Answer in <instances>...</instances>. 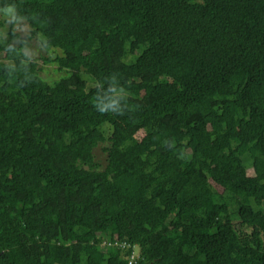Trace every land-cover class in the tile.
I'll return each instance as SVG.
<instances>
[{
  "label": "trees",
  "instance_id": "1",
  "mask_svg": "<svg viewBox=\"0 0 264 264\" xmlns=\"http://www.w3.org/2000/svg\"><path fill=\"white\" fill-rule=\"evenodd\" d=\"M8 10L0 264H264V0ZM17 20L61 55L30 58Z\"/></svg>",
  "mask_w": 264,
  "mask_h": 264
},
{
  "label": "rangeland",
  "instance_id": "2",
  "mask_svg": "<svg viewBox=\"0 0 264 264\" xmlns=\"http://www.w3.org/2000/svg\"><path fill=\"white\" fill-rule=\"evenodd\" d=\"M11 20L12 18H11L10 10L0 14V22L3 23V26L0 27L1 36L3 37L7 36L8 24ZM14 31L25 42L26 44L25 51L30 58L41 60L44 58L46 59L54 58L55 55H59V56L61 55V51L57 47L55 48L51 47L48 50H45L41 44V38L35 37L33 39H28V35L30 33V27L24 20L15 21ZM38 67L41 68V71L39 72L40 78L45 82L47 81L48 84H53L54 82H57L61 78L71 73V71L68 69H62L61 71H57V66L55 63L42 64L39 61ZM80 78L82 80L91 81L89 76L86 74H82ZM141 136H142L141 134H138L137 138H140ZM107 145H108L107 143H104L98 146L97 148H95L93 151L95 167H97V169L99 170L103 169L105 166L106 154L102 148L106 147Z\"/></svg>",
  "mask_w": 264,
  "mask_h": 264
},
{
  "label": "clouds",
  "instance_id": "3",
  "mask_svg": "<svg viewBox=\"0 0 264 264\" xmlns=\"http://www.w3.org/2000/svg\"><path fill=\"white\" fill-rule=\"evenodd\" d=\"M101 111H103V109H102ZM133 256H134V255H133Z\"/></svg>",
  "mask_w": 264,
  "mask_h": 264
},
{
  "label": "built area",
  "instance_id": "4",
  "mask_svg": "<svg viewBox=\"0 0 264 264\" xmlns=\"http://www.w3.org/2000/svg\"><path fill=\"white\" fill-rule=\"evenodd\" d=\"M132 258V257H131Z\"/></svg>",
  "mask_w": 264,
  "mask_h": 264
}]
</instances>
